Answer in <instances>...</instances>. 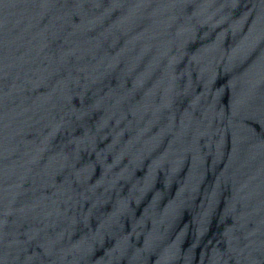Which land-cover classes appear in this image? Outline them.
Instances as JSON below:
<instances>
[{
  "label": "water",
  "instance_id": "obj_1",
  "mask_svg": "<svg viewBox=\"0 0 264 264\" xmlns=\"http://www.w3.org/2000/svg\"><path fill=\"white\" fill-rule=\"evenodd\" d=\"M0 264H264V0H0Z\"/></svg>",
  "mask_w": 264,
  "mask_h": 264
}]
</instances>
